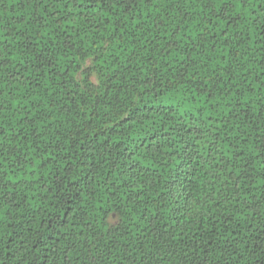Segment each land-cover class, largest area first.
<instances>
[{"label":"trees","instance_id":"1","mask_svg":"<svg viewBox=\"0 0 264 264\" xmlns=\"http://www.w3.org/2000/svg\"><path fill=\"white\" fill-rule=\"evenodd\" d=\"M0 129V264H264V0H0Z\"/></svg>","mask_w":264,"mask_h":264},{"label":"clouds","instance_id":"2","mask_svg":"<svg viewBox=\"0 0 264 264\" xmlns=\"http://www.w3.org/2000/svg\"><path fill=\"white\" fill-rule=\"evenodd\" d=\"M59 6V5H58ZM145 163H148V161H145Z\"/></svg>","mask_w":264,"mask_h":264},{"label":"snow or ice","instance_id":"3","mask_svg":"<svg viewBox=\"0 0 264 264\" xmlns=\"http://www.w3.org/2000/svg\"><path fill=\"white\" fill-rule=\"evenodd\" d=\"M0 131H2V129H0Z\"/></svg>","mask_w":264,"mask_h":264}]
</instances>
